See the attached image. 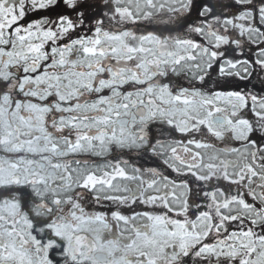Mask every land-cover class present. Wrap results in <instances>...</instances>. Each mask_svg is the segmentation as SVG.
Returning <instances> with one entry per match:
<instances>
[{
	"label": "snow or ice",
	"instance_id": "snow-or-ice-1",
	"mask_svg": "<svg viewBox=\"0 0 264 264\" xmlns=\"http://www.w3.org/2000/svg\"><path fill=\"white\" fill-rule=\"evenodd\" d=\"M0 264H264V0H0Z\"/></svg>",
	"mask_w": 264,
	"mask_h": 264
}]
</instances>
